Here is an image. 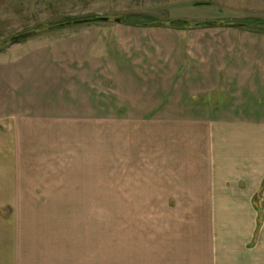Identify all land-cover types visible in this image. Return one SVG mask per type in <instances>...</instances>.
<instances>
[{
	"label": "rangeland",
	"instance_id": "374dc122",
	"mask_svg": "<svg viewBox=\"0 0 264 264\" xmlns=\"http://www.w3.org/2000/svg\"><path fill=\"white\" fill-rule=\"evenodd\" d=\"M198 2L210 5L196 6ZM93 18L110 22L56 28ZM256 18L264 20V0H0V46H7L0 52V158H8L10 148L20 146L22 140L25 146L31 144L24 135L14 137L18 128L12 119L54 113L69 120L60 124L61 138L45 147L49 153H61L43 156V169H27L33 165L23 164L22 171L0 170V184L17 179H13L17 201L4 202L8 197L0 196V241L13 240L11 248L0 243V259L13 255L63 264L72 258L74 248L78 264L90 258L116 264V250L106 249L116 248L119 221L126 238L135 227L142 247L148 245L151 233L164 234L168 222L173 227L180 221L197 227L200 220H182L179 213L188 215L190 206L197 204L169 208L163 202L90 201L106 188L110 200L116 199L120 178L164 182L170 174L165 166L177 164L176 150L182 145L197 152L202 146L209 154H193L190 164L200 163L201 156V162L215 168L213 188L220 190L214 203L216 263L264 264V32L130 25L148 19L168 24H250ZM22 35L29 38L12 42ZM146 73L170 74L169 82L156 86L140 76ZM150 104L157 107V117L151 124H142L138 165L145 167L151 161L155 169L106 171L101 169L105 165L89 163L93 157L99 161L104 152L110 160L115 158L119 138L126 144L118 131L120 124L112 119L127 114L130 105L143 111ZM38 125L29 130H51L48 122ZM31 126L36 122L31 121ZM102 138L108 140L109 149L99 144ZM92 141L98 145L90 149L87 144ZM75 190L80 195L87 192L80 196L86 201L55 202ZM122 207L124 220L118 219ZM148 255V249L143 250L140 258L147 260Z\"/></svg>",
	"mask_w": 264,
	"mask_h": 264
},
{
	"label": "crops",
	"instance_id": "0c3cea01",
	"mask_svg": "<svg viewBox=\"0 0 264 264\" xmlns=\"http://www.w3.org/2000/svg\"><path fill=\"white\" fill-rule=\"evenodd\" d=\"M155 77H153V76ZM141 77H144L146 81H153L156 86H159L161 83L167 84L166 82H169L170 74H158L157 76L154 73H146V74H140ZM159 76V77H158ZM170 85V84H168ZM197 89V88H196ZM158 90V89H155ZM167 90V89H166ZM202 90L212 92L213 89H205ZM138 106L130 105L128 106L127 114H123L120 116L121 118L112 119V122H116L118 124H123L121 127L118 125V131L123 135V137L120 134V137L126 138V144H124V140L120 139L118 141V152L115 158L109 159L108 152H104V156L100 155L99 161L97 157H93L92 160L89 162L91 164H102L105 165L104 167H101V169H104L106 171L108 170H116L118 172H127V171H151L153 168V165L151 164V161H148L149 165L145 167H140L138 165L141 163V131H142V124H151L155 121V118L157 117L155 115L156 113V106L149 105L145 110L141 111ZM55 112V111H54ZM142 112L149 114L153 112L152 115L146 116H140L142 115ZM160 112V111H158ZM167 113V112H166ZM43 118H36L32 119L29 117L26 118H19L17 120L12 119L13 121H16V124L14 127L18 128L17 131L14 133V137L17 139L18 136H25L26 138H29L31 144L30 146H25L26 144H23V140L20 142V146L17 145L16 148H10V153L8 155V158H5L3 161L2 158H0V165L4 163V167L2 165L1 168H4V170H10L12 171H22L25 170L23 164H30L33 166L28 167L27 169H34V167L38 169H43L45 165V159H43V156L49 155V154H60L61 152L55 151L49 153V151H46L45 147H49L51 143L56 139L57 141L61 138L60 137V124L62 122H66L69 120H62L57 114H50V113H44ZM174 114L167 113V116L172 118ZM177 116V115H176ZM93 119V118H92ZM11 120V121H12ZM100 121L104 122H110V120L105 118L98 119ZM179 121V119H177ZM231 120V119H230ZM12 121V122H13ZM31 121L36 122L37 126H31ZM171 121H174L173 119ZM232 121L235 122H241V121H248L246 119H234ZM42 122H48L50 125L49 131H42L41 133H35L37 130H29V128H39V123ZM15 123V122H14ZM179 123H183L180 121ZM19 127H21L23 130L27 128L25 132L20 131ZM146 131V129H144ZM76 133H74V138L76 136ZM191 133L194 137L199 138L200 135L196 134L195 132H188ZM188 136L187 133H184ZM187 136H181L187 138ZM22 138V137H20ZM100 138V137H99ZM97 138V139H99ZM153 138L157 139L156 136H153ZM211 138V137H210ZM103 139V138H102ZM55 140V141H56ZM104 140V141H103ZM99 144L102 147H106L109 149L110 144L107 142V139H103ZM201 145L204 144V141L202 140L201 136ZM60 144V142H58ZM57 143V144H58ZM19 144V143H17ZM23 144V145H22ZM36 145V146H33ZM90 149L98 145L97 143H94V141L87 144ZM185 145V144H184ZM208 145V142H207ZM25 146V147H24ZM181 148L176 150V157H179L177 164H172L169 168V165L165 166V170H168L170 174H166L165 178L160 181H156L155 179H149L144 182H141L137 179H130L127 178L123 180L122 178L116 180V199H111L109 195V190L106 188L105 190L97 191L95 193L90 191L94 196L97 198L90 199V201L94 202H115L119 205L123 203H166L169 208H173L171 204H181L182 208H185L184 204H197V205H191L190 208V214H185L183 211H179V213L182 214L181 218L182 220H187V218H196L200 220V222L196 221L195 228L193 226H189L187 222L183 221L179 223L178 226L173 227V223H167L165 227H163L164 234L160 235L158 232H155L154 235L151 233L149 241L147 242L148 245L145 247H142L140 244V234L138 232V235L136 233L135 227H133V230L131 233L128 234L127 238L125 237V228L122 226L123 223L118 225V228L116 230L117 234V243L116 248L112 247V249L107 247L106 251H115V260L116 264H217L215 259V230H214V221L215 218H217V215L215 214V207L214 203L216 202L215 199V192L216 188H213V181H215V168L209 164H205L204 160L201 162V156L203 154H208L204 151V148L201 146V149L199 151H195L192 146H189V148H184L182 145ZM183 147V148H182ZM209 149V152L211 153L210 149L211 147L207 146ZM107 149V150H108ZM149 153L152 154L153 152L150 151ZM66 152V150H63V153ZM15 154H17L18 157L15 158ZM141 154V155H139ZM201 155L199 159L200 163L190 164L189 160H193L192 155ZM211 155V154H210ZM199 157V156H198ZM212 157V156H211ZM18 158V159H17ZM45 158V157H44ZM115 160V161H114ZM212 160V159H211ZM9 161V162H8ZM213 161V160H212ZM111 164V166H110ZM17 165H20L17 167ZM36 165V166H34ZM115 165V166H114ZM26 167V165H25ZM198 172L197 175L194 174H187V172L192 171ZM125 178V177H124ZM14 178H11L6 181H2L0 186V196L8 197L6 199H2L4 202H14L17 201L16 197L17 190H16V183L13 182ZM214 179V180H213ZM17 180V179H14ZM28 182V180L26 179ZM126 181L127 184L124 182ZM53 183L51 185H55L59 187V183L52 181ZM51 183V182H50ZM48 183V184H50ZM46 184V185H48ZM22 186V185H21ZM71 184L68 186L71 188ZM104 186H107L106 183ZM123 187V188H121ZM127 187V188H126ZM216 187V186H214ZM54 188V187H52ZM131 188V189H129ZM25 193L27 194V190H25ZM87 192H82L81 195L77 193L75 190L72 194H69L68 198H61L55 200V202H80L81 200L86 201L87 198H80V196L86 195ZM89 193V192H88ZM28 195V194H27ZM220 201V200H219ZM250 203L253 202V199L249 200ZM82 202V201H81ZM208 204V206H207ZM188 210V209H187ZM187 212V213H189ZM168 213L170 214V211L165 212L166 218L168 217ZM124 208L122 207V211L118 214V219L120 218L124 220ZM192 227V229H191ZM192 230V231H191ZM0 243H6L8 246H10L13 243V240L9 237L6 239H2ZM27 245V244H26ZM149 252L147 260L141 259L140 255L142 254L143 250H146ZM15 252V250H12ZM86 252V251H85ZM70 253V252H69ZM72 258L63 264H78L77 253L75 249L73 248ZM91 254V251H90ZM22 255V254H20ZM25 255V254H24ZM84 255H86L84 253ZM27 257V256H26ZM90 258V257H89ZM85 264H103V262H98L97 260H93L92 258L85 259ZM110 261V260H109ZM145 261V262H143ZM81 263V262H79ZM108 263V262H107ZM0 264H62L59 260L54 261H42L39 259L31 258H21V259H15L13 258V255L9 258L2 260L0 259ZM109 264V263H108Z\"/></svg>",
	"mask_w": 264,
	"mask_h": 264
},
{
	"label": "trees",
	"instance_id": "16d2710c",
	"mask_svg": "<svg viewBox=\"0 0 264 264\" xmlns=\"http://www.w3.org/2000/svg\"><path fill=\"white\" fill-rule=\"evenodd\" d=\"M210 5V3L206 2H198L196 6H207ZM97 18L93 19H85V20H78V21H73V22H65L62 24H59L56 26L57 29L63 28V27H69V26H74V25H87V24H93V23H98V24H103V22H96ZM150 22L147 23H142V24H130L134 26H159V27H165V26H170V27H176L179 29H195V28H216V27H227V28H237L241 30H250L254 32H264V20L262 19H251L250 24H245V23H237V22H230V23H224V22H218V21H205V22H199V23H188V22H183V21H173L171 23H162L157 20H152L148 19ZM123 23V21L121 22ZM55 28V29H56ZM18 38L19 41L17 43H21L29 38L27 35H22L20 37H14L13 39ZM13 42V41H12ZM11 42V43H12ZM7 46H0V52H3Z\"/></svg>",
	"mask_w": 264,
	"mask_h": 264
},
{
	"label": "water",
	"instance_id": "95a60500",
	"mask_svg": "<svg viewBox=\"0 0 264 264\" xmlns=\"http://www.w3.org/2000/svg\"><path fill=\"white\" fill-rule=\"evenodd\" d=\"M96 22L108 23V22H110V19L109 18H97ZM115 22L121 23L122 21H121V19H116ZM17 41H18V38L13 39V43H17Z\"/></svg>",
	"mask_w": 264,
	"mask_h": 264
}]
</instances>
